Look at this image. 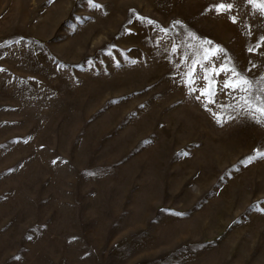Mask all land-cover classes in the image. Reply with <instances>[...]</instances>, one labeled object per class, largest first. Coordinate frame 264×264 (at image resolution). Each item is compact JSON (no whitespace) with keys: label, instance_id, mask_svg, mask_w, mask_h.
<instances>
[{"label":"rangeland","instance_id":"rangeland-1","mask_svg":"<svg viewBox=\"0 0 264 264\" xmlns=\"http://www.w3.org/2000/svg\"><path fill=\"white\" fill-rule=\"evenodd\" d=\"M258 5L0 0V264H264Z\"/></svg>","mask_w":264,"mask_h":264},{"label":"snow or ice","instance_id":"snow-or-ice-1","mask_svg":"<svg viewBox=\"0 0 264 264\" xmlns=\"http://www.w3.org/2000/svg\"><path fill=\"white\" fill-rule=\"evenodd\" d=\"M249 2H253V0H249ZM230 7H231V5H227L226 6L224 4H220L219 6H217V10L218 11H220V10H227ZM258 7H264V5H258ZM250 51H251V49H250ZM223 70L224 71H231L234 75H239L238 73H235V70L234 69H228L227 67H225ZM242 83L243 84H247L248 81L242 80L241 83L226 82L224 86L225 87H230V88H239V87L242 86ZM205 95H210V93L206 91L205 92ZM245 103H247V100L245 101ZM249 107H251V105H249ZM256 111H258L261 114V116H264V106H258L256 108ZM260 155L261 156H264V153H260Z\"/></svg>","mask_w":264,"mask_h":264}]
</instances>
